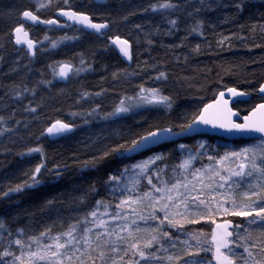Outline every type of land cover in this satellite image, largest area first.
<instances>
[{"label": "trees", "instance_id": "16d2710c", "mask_svg": "<svg viewBox=\"0 0 264 264\" xmlns=\"http://www.w3.org/2000/svg\"><path fill=\"white\" fill-rule=\"evenodd\" d=\"M165 3L175 7H159ZM60 7L87 12L93 21L106 22L109 27L95 35L77 26L25 25L21 13L26 8L35 11L33 4L0 0V193L22 183L37 165H43L38 187L0 196V264L8 249L14 247L18 252L21 248L13 246L16 239L26 242L23 259L28 257V237L47 228L51 234L63 232L92 211L98 200L109 203L110 210L115 181H105L109 174L120 176L138 158L160 151L167 154V162H173L180 144L193 152L197 140L208 145H239L250 140L193 136L159 144L134 157L111 153V149L157 127L180 129L226 87L250 94L248 100L233 104L241 114L264 100L257 95L264 81V0H106L105 4L54 0L35 12L47 19ZM17 25L25 27L37 42L34 55L14 46L12 33ZM114 36L132 43L131 65L110 46ZM63 62L72 64L73 72L61 83L56 77ZM81 68L85 70L78 71ZM160 73L165 77L157 79ZM142 88L158 89L170 98L171 108L150 105L104 118L127 97L147 94ZM56 119L72 123L74 132L49 139L44 128ZM106 152L111 154L95 167L86 163ZM104 209L101 206L99 212ZM211 212L212 221L232 218L235 223L239 219ZM212 221L189 223L187 228L208 233Z\"/></svg>", "mask_w": 264, "mask_h": 264}, {"label": "snow or ice", "instance_id": "6c2138e0", "mask_svg": "<svg viewBox=\"0 0 264 264\" xmlns=\"http://www.w3.org/2000/svg\"><path fill=\"white\" fill-rule=\"evenodd\" d=\"M65 4H68V0H63ZM48 4L53 3V0H47ZM46 4L38 3V9L45 7ZM237 8H240L241 5L237 4ZM159 7L161 8H173L175 5L171 3L161 4ZM155 10V6H154ZM60 15L66 16L69 20L75 21L78 24L84 25L85 28L94 29L99 32L101 29L106 28V24H96L91 22V18L83 13H77L75 11H60ZM22 16L32 22H40L39 17L34 15L32 11L25 10L22 13ZM46 24H55L56 20H46L42 21ZM171 24L175 26L176 21H171ZM139 27V26H138ZM196 31V29H193ZM23 32V35L27 37V32H24L22 26H18L15 28L16 43L20 44L22 42L20 33ZM70 39V38H66ZM27 43L29 51L33 48V42L31 40H25ZM116 43L120 46L119 51L121 54L131 59L130 45L127 40H120L117 38ZM55 46V45H53ZM84 62L81 61V64ZM71 70V65L64 64L61 65L60 71L58 75L60 77H67L69 71ZM85 69L81 68L78 71H84ZM116 74L114 73V76ZM165 74L160 73L157 79L164 78ZM147 91L146 95H141L139 97V102L136 105H128L124 106V101H121V105L118 106L113 112L107 113L104 117L105 119L109 117L116 116L120 113H126L130 111V109L134 106H140L143 104L148 105H162L166 108H171V100L167 96H163L160 94L158 89H141V92L144 93ZM228 91L233 96H242L246 95V93L237 92L235 88H230ZM260 91L264 93V85L261 86ZM19 96V93H16ZM84 95H88L85 93ZM98 95V94H97ZM223 97V93L220 94ZM226 104L227 101H224ZM210 106H205V110ZM261 109H264V104L258 106ZM35 111V109H32ZM95 109H93V112ZM2 119V117H0ZM196 122H201L204 124L210 123V121L206 120L201 114L197 121L193 123H189L183 125L180 128L179 132L173 130L172 127L165 128H156L153 131H148L144 135H140L135 139H132L131 142H125L124 144H120L115 148L111 149V153H117L121 156H125L126 154H134L139 153L143 149H147L150 146L159 145L162 141L169 140L173 137L180 136L185 134L188 131L193 129V124ZM221 127H229V125L221 124ZM72 125L63 123L61 121H56L52 126L47 128V133L51 136H60L65 133L72 131ZM231 128L235 129H249L251 131L264 133V122L259 124H231ZM203 147V144L200 145ZM184 145H180V148H184ZM32 151H40V149H30L29 152ZM110 152H106L103 156L94 158L90 163L93 167L99 164L101 161L106 159L110 154ZM229 157H233L236 160L243 159V162L239 163L236 170H232L229 168H224L223 170L228 172V175H222L219 170L214 172V176H218L220 183L216 184L215 179L210 178L209 184H202L200 188V193L203 194L205 188L212 189L215 184L216 187L220 189L228 188L232 189L231 192L225 194L226 200L230 201L233 208L243 207V208H251L253 211H232L231 215L235 216H243V217H255L249 220V224L253 226H261L264 227V207H260L261 204H264V138L261 139L260 143L257 145H252L241 149L240 152H230L226 153L224 157H221L220 161L217 163H221L223 160H227ZM166 159V154L163 152L153 153L151 156L145 158L142 161H138L136 164L130 166H125V168L121 171L120 176H115L109 174L108 179L105 181V184H110L113 181L117 182V186L112 190L113 192L119 191V181L123 176H125L130 170L139 169L137 175H148V173H153L159 178L161 174L164 172V168H160L157 165L158 161H164ZM194 157H189L184 160L179 168L185 169L186 171L189 169L191 165V161ZM209 159H212L209 157ZM43 165H37L32 174L20 184L15 186H11L8 188L7 192L0 193V196H9L12 193H22L28 189H34L38 187L42 181L40 179V173ZM166 167V166H165ZM55 175L58 177L60 175L59 167L55 170ZM200 176L202 181L203 172L202 170H196L193 173V176ZM256 177V183L247 185V190L244 191L241 195L242 198L249 201L247 204L238 205L236 202V193L239 191L241 187L244 186V181L246 179H251L252 177ZM233 177L238 178L236 180ZM148 183L152 185L153 189L157 193H161L159 197H153L152 192H145L143 197H137L136 199H127L121 200L115 207L117 209H121L126 205L133 204H143L144 200H148V207L152 209L148 213V215H139L140 221H156L159 220V223L155 227H146L141 229L136 220H131L129 222L127 214H123L119 211L113 213L111 215V219L122 220V224H117L115 228L111 230L108 227V221L102 219L106 213H100L99 208L103 206L105 209L109 207V203L98 200L96 202V207L88 212L83 218L75 220L73 223H70L66 230L56 234L55 236L51 235L52 229L47 228L44 231L40 232L37 236L28 237L27 247L29 249L27 255L29 257L27 264H73L75 254L80 252L87 255V261L84 260L83 255L76 257L79 260V264H109L110 257H116L115 259H111V264H124V257L129 256L126 264H160L161 261H172V256H159L157 253L160 252H168L169 248L176 247V239L170 234L169 231H165V227L169 228H177L180 230L183 228V224L180 219L177 217H183L184 213H181L178 209L183 207L185 212L188 209L190 203H195L199 201V205H204L205 207H209L204 199H201L199 195L191 196V193L196 190L195 184H190V182L181 181L177 179L176 183L172 184L170 187L167 186L165 182V187L158 188L156 185L152 183V178L149 176ZM183 189V191H181ZM95 191V186L92 188ZM126 195V193H122ZM51 205V201L47 202ZM157 205L159 208L157 209ZM172 208H176L177 211H171ZM223 208L224 212L227 213L229 211L228 208L224 207L223 203L217 205V210ZM258 208V210H256ZM210 210V208H209ZM133 213H136L137 209H132ZM157 211L163 212V219H160L157 216ZM91 217V219H89ZM91 224L92 227H88L87 225ZM3 227V221H0V228ZM229 227H241L239 225L233 226L229 221H225L223 225H217L218 229L221 231L217 232L214 230L212 235V241L215 244V252L213 253L216 264H234L233 256L236 254V249L232 247L235 243L233 239L234 236H239V233H233L229 231ZM93 229H103V231H96L94 233L95 239L91 235L93 233ZM20 235H24V230H18ZM140 233H146V237H142ZM47 237L49 240L53 241L52 244H42L41 241L43 238ZM114 238V239H113ZM191 239L197 241V244L200 243L199 236L191 235ZM63 240V243L60 241ZM16 245H19L21 248L25 247L26 242L21 239H16L14 241ZM183 245L188 248L193 247L189 243L188 240L180 241ZM121 244L125 246L123 248L120 247ZM35 245L36 251H32V246ZM168 245V247H165ZM155 246V247H154ZM257 248L256 243H251L250 245L244 246V253L247 254V257L251 259V264H261V261L256 258V253L252 251V249ZM210 249L198 248L195 253H186L185 257H175L179 264H201L198 259L199 253L201 251H207ZM123 252L124 255H120ZM260 253H264V247L259 248ZM92 253H95L93 255ZM4 255H9V253H4ZM20 259V257H17ZM245 264H249L248 260H245Z\"/></svg>", "mask_w": 264, "mask_h": 264}, {"label": "rangeland", "instance_id": "374dc122", "mask_svg": "<svg viewBox=\"0 0 264 264\" xmlns=\"http://www.w3.org/2000/svg\"><path fill=\"white\" fill-rule=\"evenodd\" d=\"M27 1L33 4V9L35 11H37L38 9V3H44L46 4V6L49 5L47 3V0H27ZM43 8H39V9H43ZM140 96H138L137 98L129 97L130 99L122 100L124 101V106L138 104ZM120 105H121V102L118 106ZM146 106H150V105L143 104L140 106H134L131 109L141 108V107H146ZM261 139H250V141L244 142L242 144L239 143V145H232L230 143L208 145L205 140H197L195 142L196 151H193V152L190 151L188 148H186L187 146H185L183 149L180 148V145H183V144H180L179 147L177 148L178 154L176 156V159L173 162H171V160L169 162L166 161L167 160L166 153H165L166 159L164 161L157 162V165L160 168H164V172L161 174L159 178H157V176L151 172L148 173V175H143V174L137 175V173L139 172V169L130 170L125 176H123L118 184L119 191L115 193L113 192V190L110 191V195L113 197L111 199L112 208L110 210L104 209L100 211V213H106L101 218L108 221V227L110 230L112 228H115L117 224L123 223L122 220L114 221L111 219V215L117 211L123 214H127L129 222L131 220H136L138 226L141 229L149 227V226L155 227L159 223V220H156V221L149 220L147 222L139 220L140 214L148 215V213L152 211V209L148 207V204H149L148 200H144L143 204H133L130 206L126 205L121 209H117L115 206L121 200H127L129 198L136 199L138 196L143 197V194L145 192H152L153 197H159L161 193L155 192L152 185L148 183L149 176H151L152 178V183L156 185V187L158 188L165 187V182L167 186L170 187L172 184L176 183L177 179L184 181L186 178L187 182H190V184H195L196 186V190L191 193V196L199 195L201 199H204L206 201V203L211 202L214 207L210 208L209 210V207H205L204 205H199V201H196L195 203L189 204L186 212L183 207H180L178 209L181 213H184L183 217H177V219H180L181 223L183 224V228L180 230H177V228H169V227L164 228L165 231L170 232V234L173 236L174 239L178 238L176 239V247L169 248V251L166 253L165 252L157 253V255L159 256H172L173 260L172 261H167V260L161 261L160 264H179V261H177L175 257L177 256L185 257L186 253H195L198 248L210 249L207 251H201L199 253L198 259L200 260L201 264H215L214 261L212 260L213 248H212L210 235H211V228H212L211 223H213L216 220H213V221L211 220L213 216L211 211H213L217 215H219L220 213H223L225 215H230L232 211H253V209L243 208V207L233 208L231 202L226 200L225 198V194L232 191V189H228L227 187L224 189H220L216 187V185L214 184L212 189L205 188L203 191V194H201L199 190L202 184L206 185L211 182L210 178L215 179L216 184L220 183L219 177L214 176L215 171L219 170L222 175H228L229 173L224 171L223 170L224 168L236 170L238 164L243 162V159L236 160L233 157H229L227 160H223L221 161V163L218 164L217 161H220L221 157H224L226 153L240 152L241 149H244L252 145H257L260 143ZM201 144H203V147L200 146ZM153 153H160V151L152 152L150 154H147L144 157L136 159V161L131 162L128 165L129 168L131 165L136 164L138 161L144 160L145 158L151 156ZM190 156L194 157V159H192L189 169L186 171L185 169L179 168L178 165H180L184 160L188 159ZM209 157H211L212 159H209ZM196 170H202L203 172L202 181L199 175H197L196 177L193 176V173L196 172ZM233 179L236 180L238 178L233 177ZM249 183L255 184L256 177L254 176L251 179H246L244 181V186L241 187L239 191L236 193V202L238 205L249 203V201L243 199L241 195L244 191L247 190V185ZM116 186H117V182L115 181L113 188ZM181 191H183V189H181ZM122 193H126V195ZM221 203H223L224 207L229 209L227 213L224 212L223 208H220L219 210H217V205ZM156 207L158 209L159 205H157ZM260 207H264V204H261ZM133 208L137 209L136 213H133L132 211ZM256 210H258V208ZM171 211L175 212L177 211V209L172 208ZM157 216L160 219H163L164 213L157 211ZM236 217H239V219L236 220V222L234 223V226L239 225L241 227L232 228L233 233H239V236H234L231 238L235 241V243L231 246L236 249V254L235 256L232 257V259L236 262V264H245V260H248L249 264H251V259L247 257L246 253H244V246L246 244L250 245L251 243L254 242L257 244V248L252 249V251L256 253V258L261 261V264H264V253L259 252V248L263 247L262 243L264 242V227L253 226L249 224V220L255 217H243V216H236ZM89 219H91V217H89ZM210 221L212 222L210 223L208 233L202 232L201 229L194 230L191 228H187L189 227L188 226L189 223H192V225H194V223L196 222H199V223L202 222L203 224L204 223L207 224ZM87 226L92 227L91 224ZM96 231H103V229H93V233L91 234L93 236V239H95L94 233ZM60 232L62 231L55 232L51 235L55 236L56 234ZM193 234L199 236V239H200L199 244H197V241L191 239V235ZM252 234H256L257 237L252 236ZM140 235L142 237H146L147 234L140 233ZM0 238H1V235H0ZM183 240H188L189 243L193 245V247L188 248L182 243H180V241H183ZM60 242L63 243V240H61ZM52 243L53 241L47 238L46 241L43 242L42 244H52ZM13 246L19 247V245H16V244H14ZM124 246H125L124 244L120 245L121 248H123ZM165 247H168V245H165ZM17 251L18 252H15L14 247L11 249H8L6 253H9V255L4 256L5 259L2 260L1 264H27L29 257L25 256L23 259H17V257L21 258L23 250L22 248H18ZM92 254L95 255V253H92ZM81 255H83L84 260L87 261V255L78 252L75 254L73 264H79V260L76 259V257H79ZM120 255H124V253L121 252ZM129 256H130V253H129ZM129 256L124 257V264H126V262L128 261ZM115 258L116 257H110L109 264H111V259H115Z\"/></svg>", "mask_w": 264, "mask_h": 264}, {"label": "water", "instance_id": "95a60500", "mask_svg": "<svg viewBox=\"0 0 264 264\" xmlns=\"http://www.w3.org/2000/svg\"><path fill=\"white\" fill-rule=\"evenodd\" d=\"M92 1H95L96 3H99V4H105L106 3V0H92ZM26 10L32 11V10H30L28 8H26ZM61 10H63V11H75L77 13L86 14V15H88L90 17V15L87 12H84V11L80 12V11L75 10L73 8L72 9L71 8H60V9H56L54 11V13H53L54 16L53 17H49V19H44V18H41L39 15H37L39 17V21L40 22H32L31 20H28V19H26V18H24L22 16V21H23V23L25 25L26 24L33 25V26L40 25V26L46 27V28L54 27V28L61 29V28H72L73 26H77V27L81 28L83 31L85 30V31L93 33L95 35L96 34L97 35H101L102 33L106 32L108 27H109V24L106 23V22L93 21L91 19L92 23L106 24L107 27L101 29L99 32H97L94 29L85 28L84 25L78 24L75 21L69 20L66 16L60 15V11ZM24 11H22V13ZM22 13H21V15H22ZM33 14L36 15L34 12H33ZM46 20H56L57 23H55V24H46V23L42 22V21H46ZM18 26H22V25H17V26H15V28L18 27ZM23 30H24V32H27L28 35H27V37H25L23 35V32L20 33L21 40H22V42L20 44L16 43L17 34L15 33V29L13 30V33H12L13 44H14L15 47L23 48L24 50H26L27 53L29 52L31 55H34L36 53V50H37L36 48H37L38 44L33 38H31V36L29 34V31L26 30L25 27H23ZM117 38H119L120 40H127L128 41V43L130 45V52H131V59L130 60L128 58L124 57L121 54V52L119 51V47L120 46L116 43ZM25 40H31L33 42V48H32L31 51H29L27 43L24 42ZM109 43H110V46H112V48L115 50V52L118 55V57H121V59L127 65H131L133 56H132V45H131L130 41L128 39H126L125 37H123V36H114V37L110 38ZM64 64L71 65V70L69 71L67 77H60L58 75V73L60 71L61 65H64ZM72 69H73L72 64H70L68 62H63L62 64H60L58 69H57V71H58L57 77H56L57 81L61 82V83L66 82L68 80V78L70 77V75L72 74V72H73ZM262 85H264V81L259 84L257 95L264 97V93H262L260 91V88H261ZM230 88H235V87H226L225 89L220 90L216 94V96L214 97L213 100H211V101L205 103L204 105H202L201 109L199 110L200 112L192 119V121L189 122V123H193L194 121H197V118L201 114H203L204 118L206 120L210 121V123L204 124V123H201V122H196V123L193 124V129L191 131H188V132H186L183 135L173 137V138H171L169 140L162 141L160 144L180 141L181 139L192 138L193 136H204V135H209V136H215L216 135L218 137L223 138L226 141L227 140H236L238 138H244V139H247V140L264 138V133L251 131L249 129H235V128H231L230 127L231 124L245 125V124H259V123L264 122V109H261V108L258 107L259 105L264 104V100L260 101L259 103L254 105L252 108H250V110L246 114H241L238 110L233 108V104L235 102H237V101H246V100H248L250 98V94L247 93V92H244L243 90H241V89L236 87L235 89L237 90V92L246 93V95L233 96L228 91V89H230ZM221 93L224 94L223 97H221V95H220ZM224 101H227V103L225 104ZM205 106H210V107H208L207 110H205ZM58 120L63 122V123H67V124L72 125L73 126L72 127V131L68 132V133H65L63 135H60V136H51V135H49L47 133V131H46L47 128L52 126V124H54ZM221 124L229 125V127H221L220 126ZM157 128H165V126L157 127ZM74 130H75V128H74V125L72 123H70V122H68L66 120L64 121L62 119H56L53 122H51L45 128L44 132H45V135L49 139L54 140V138H59V137H62V136H66L67 134H70V133L74 132ZM173 130L176 131V132L180 131V129H173ZM151 131H153V130H151ZM157 146L158 145L150 146L147 149L141 150L139 153L146 152L148 149L155 148ZM139 153L126 154L125 157H134V156H136V154H139ZM225 221H229L231 223V225L234 226V221H233L232 218H230V219L229 218H223V219L216 220V221H214L212 223L210 237H211V243H212V248H213L212 260L214 261L215 264H216V261L214 259V255H213V253L215 252V244L212 241V235H213L214 230L217 231V232L221 231V229L217 228V225H223L225 223ZM232 228L233 227H229V231H232ZM234 264H236L235 261H234Z\"/></svg>", "mask_w": 264, "mask_h": 264}, {"label": "bare ground", "instance_id": "6f19581e", "mask_svg": "<svg viewBox=\"0 0 264 264\" xmlns=\"http://www.w3.org/2000/svg\"><path fill=\"white\" fill-rule=\"evenodd\" d=\"M91 1H92V0H91ZM93 2H95V1H93ZM95 3H96V2H95ZM98 4H99V3H98ZM60 8H68V7H60ZM60 8H59V9H60ZM33 12L36 14L35 11H33ZM80 12H82V11H80ZM51 17H53V16H51ZM41 18H42V17H41ZM44 19H46V18H44ZM47 19H49V18H47ZM39 26H40V25H39ZM45 28H46V27H45ZM130 43H131V42H130ZM131 45H132V43H131ZM132 49H133V45H132ZM72 66H73V65H72ZM71 75H72V74H71ZM71 75H70V77H71ZM70 77H69V78H70ZM69 78H68V79H69ZM67 81H68V80H67ZM67 81H66V82H67ZM136 96H137V94L133 95L132 97H135V98H136ZM135 98H134V99H135ZM127 99H130V98L127 97ZM47 126H48V125H47ZM47 126H46V127H47ZM46 127H45V128H46ZM45 128H44V129H45ZM62 137H63V136H62Z\"/></svg>", "mask_w": 264, "mask_h": 264}]
</instances>
